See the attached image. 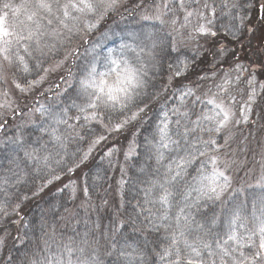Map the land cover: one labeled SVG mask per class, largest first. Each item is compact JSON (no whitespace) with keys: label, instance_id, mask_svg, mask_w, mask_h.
<instances>
[{"label":"snow or ice","instance_id":"6c2138e0","mask_svg":"<svg viewBox=\"0 0 264 264\" xmlns=\"http://www.w3.org/2000/svg\"><path fill=\"white\" fill-rule=\"evenodd\" d=\"M122 6L123 0H0V132L10 118L19 121L13 136L0 138L7 161L0 168V218L15 215L26 230L17 236L25 245L23 258L9 255L7 264H103L94 230L73 229L66 236L44 215L36 224L21 213L29 193L35 196L75 174L98 146L126 130V150L109 146L101 159L112 164L120 152L125 162L143 154L134 185L143 198L133 211L151 231L163 230V243L149 249L147 240L117 239L128 223L118 215L129 184L121 167L117 220L101 232L105 255H115L119 264H264V159L256 183L238 188L226 159L233 129L256 123L254 106L264 97V81L258 80L264 74V0H160L118 48L102 51L93 43L78 72L69 69L44 89L50 74L78 54L73 40L97 30ZM221 17L227 23L218 25ZM157 24L171 31L160 37ZM258 32L261 47L247 65L224 42L230 38L243 48L242 38ZM113 35L104 33L105 39ZM205 61L207 71L197 72L198 62ZM146 118L151 132L141 144L138 126ZM30 127L40 133L35 140L28 139ZM30 177L33 187L24 191ZM78 188L70 179L58 190L75 199ZM80 190L93 207L87 174ZM209 202L219 203V212L204 210ZM64 213L60 219L66 223L75 218L67 208ZM6 239L0 237V246Z\"/></svg>","mask_w":264,"mask_h":264},{"label":"trees","instance_id":"16d2710c","mask_svg":"<svg viewBox=\"0 0 264 264\" xmlns=\"http://www.w3.org/2000/svg\"><path fill=\"white\" fill-rule=\"evenodd\" d=\"M157 2L158 0H126L123 3L124 6H122L118 12L112 13L103 22H101V25L97 30L87 34L86 36L75 38L71 47L74 49L78 48V54H74L66 67L61 69V72L58 74H55L56 72L50 74L47 86L49 87L50 85H54L59 82V77L61 75H66L69 69L73 72H78L79 68L90 58L88 50L93 43H100L103 46L101 49L102 51H106L108 48H118L122 36L125 37V39H128L126 34L139 28L138 21L140 23H145L140 21L141 13L144 10L155 6ZM217 3L219 4V0H217ZM217 23L218 25L220 23H227V18L221 17ZM157 28L160 30L158 33L160 37L166 36V34L171 31V29H168V26L165 28V26L157 24ZM105 32L114 33L115 35H113L111 39H105ZM259 35V32L255 37H248L245 35L242 38V44L244 45L243 48H241V44L232 42L230 38L224 42L228 43L230 48H235L241 62L247 65L250 61L257 59V56L253 54V50L261 47L258 39ZM249 41L251 43V48L247 46ZM201 43H204V41H201ZM210 46L211 42L205 44V47ZM184 51L191 55L187 49H184ZM60 55L62 56V53ZM55 59L56 57L52 58L51 62L54 63ZM231 59L232 58L230 57L229 63L231 62ZM45 66H47V64ZM227 67V63L221 66L222 69H226ZM207 68V61L204 63L198 62L196 71L204 72L207 71ZM163 78L166 79V76ZM192 78L195 79V76ZM258 80L264 81V74L258 75ZM243 87L244 86L241 85V88ZM43 88L45 89V86H43ZM47 95L52 94L48 93ZM36 96L41 100V102H46L45 98L40 96L39 92L36 93ZM61 99H66V97H62ZM28 102L31 103V100ZM258 103L259 105L254 108V111L257 114L254 117L260 119L261 117H264V97H260L259 102L257 101V104ZM156 107L158 108V106ZM148 115L152 116V112H149ZM18 122L19 121H12L10 118L8 128L5 132H0V138H4L5 135L13 136L16 132L13 124ZM150 124L151 121L146 118V122L138 126L140 132L138 141L141 144H143V138L148 136L151 132ZM25 131L26 133H29V140H35L36 137L40 135L35 128L30 127L25 129ZM130 139L131 133L127 130L118 135L113 134L106 144L98 146L87 165L83 166L75 174L63 175L61 181H57L54 184L49 185L35 196H31L29 193L31 198L24 202L23 212L21 215H23L26 220L32 221L36 224L39 223L41 215H44L49 223L55 222L58 225V233L63 232L66 236L72 235L73 229L80 233H83L85 230H94L96 239L101 241L99 251L103 264H119L115 255L107 256L104 254L105 241L101 237V232H107L117 220V209L119 208V204L121 202L119 181L122 178V174L120 172V168L126 167L127 175L124 176V178L129 181V184L125 187V206L124 208H119L118 215L120 219H123L128 223L127 226L121 230V233L117 235V239L123 242L126 238L129 243L135 241L141 244L147 240V246L149 249H151L155 244H162L164 236L163 230L160 232L151 231L150 226L147 225L146 222H142L143 217L141 216L137 218L135 212L133 211V205L136 204V201L142 200L143 198V193L138 192L137 188L134 186L136 183L135 178L139 175L137 169L145 159L143 154L136 159L124 163L122 160L123 154L121 152L120 160L122 163L120 162L121 164L119 163L118 165L114 162L109 164L107 160L101 159L103 152H105L109 146L118 145L119 142L125 145ZM79 146L85 149L87 147L86 144H80ZM76 147L77 145L74 143L70 145V150L74 151ZM121 147L122 146H120V148ZM140 152L143 153L142 148L140 149ZM0 161L3 162L0 163V168L7 166V161L4 160L3 152H0ZM112 165L115 168H113ZM85 174H87L90 186L91 204L93 205L91 208L88 207L87 198L83 196L82 191L80 190L83 187ZM70 179L76 180L79 185L75 199L71 198L68 190L63 192L58 190L62 188L64 184H67ZM40 183V180L35 181L36 185H39ZM32 187V178L30 177L28 185L24 187L23 190L28 191V189ZM238 187L241 186L233 185V188ZM249 191L252 190L250 189ZM227 195H230V193ZM245 195H247V193H245ZM241 198L243 199V197ZM105 200L108 201L107 204L103 203ZM81 205L84 206L81 207ZM65 208L69 209V212L75 215V218L70 219L67 223L60 219V215H68V213H64ZM220 208L221 205L219 203L213 204L209 202L204 210L211 214L213 211L219 212ZM85 209H87V213ZM16 219L17 217L15 215L7 218H0V237H7L6 244L4 246H0V264H7L9 255L19 257L20 259L23 258L22 253L25 251V245L20 243L17 236L22 235L26 230L23 229L21 225L15 223ZM77 220H79V223L76 222ZM132 221H135V223ZM96 224L100 225L99 229L95 227ZM36 234L40 235L38 229ZM149 260H152L151 256L149 257Z\"/></svg>","mask_w":264,"mask_h":264},{"label":"rangeland","instance_id":"374dc122","mask_svg":"<svg viewBox=\"0 0 264 264\" xmlns=\"http://www.w3.org/2000/svg\"><path fill=\"white\" fill-rule=\"evenodd\" d=\"M125 1L126 0H123V3ZM159 2L160 0H158L156 4ZM154 8L155 6L144 10L141 15L145 12L151 13ZM165 28H167V26H165ZM168 29L170 28L168 27ZM59 72H61V69L57 70L55 74ZM48 83L44 85L45 89L48 87ZM237 99H246V96L238 95ZM255 107L256 106H254V108ZM253 119L256 123L240 125L233 129V139L230 142V146L226 149L228 153L226 159L232 164L230 175L233 177V185L236 186L254 185L261 175V161L264 159V120L255 117H253ZM220 142L223 143V141ZM127 145L128 142L125 145L119 142L118 145L114 146L119 148L122 146L121 148L126 150ZM120 157L121 152L113 157V162L117 165L120 162L122 163ZM122 160L124 161V158H122ZM112 167L115 168L113 165Z\"/></svg>","mask_w":264,"mask_h":264}]
</instances>
